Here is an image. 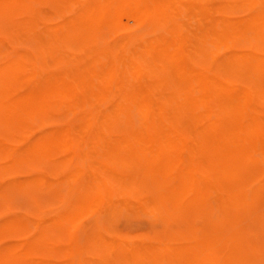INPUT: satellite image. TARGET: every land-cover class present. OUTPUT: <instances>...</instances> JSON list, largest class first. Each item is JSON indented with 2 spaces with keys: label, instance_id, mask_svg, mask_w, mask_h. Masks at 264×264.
Here are the masks:
<instances>
[{
  "label": "bare ground",
  "instance_id": "6f19581e",
  "mask_svg": "<svg viewBox=\"0 0 264 264\" xmlns=\"http://www.w3.org/2000/svg\"><path fill=\"white\" fill-rule=\"evenodd\" d=\"M103 30L127 33L109 39ZM86 140L147 162L160 188L142 198L154 208L261 204L264 0H0V264L70 263L37 241L3 244L27 226L6 198L32 184L17 178L24 164ZM35 181L53 185L43 173ZM117 191L103 182L93 207L109 208ZM118 240L115 256L128 251L146 264H208L212 253L213 264H256L222 252L218 239L210 253Z\"/></svg>",
  "mask_w": 264,
  "mask_h": 264
},
{
  "label": "rangeland",
  "instance_id": "374dc122",
  "mask_svg": "<svg viewBox=\"0 0 264 264\" xmlns=\"http://www.w3.org/2000/svg\"><path fill=\"white\" fill-rule=\"evenodd\" d=\"M52 4L49 1L40 7L48 10ZM131 30L151 35L144 27ZM126 33L103 30L99 36L112 39ZM146 163L113 142L86 140L73 152L49 156L39 165L24 164L17 178L32 184L25 191L15 187L6 199L10 214L22 217L27 226L7 236L3 244L20 239L37 241L49 249L45 252L51 255L57 251L69 264H146V259L132 258L128 251L115 256L111 250L114 240L177 241L195 244L193 249L210 253L218 239L222 252L243 254L251 263L264 264V200L237 212L209 206L154 208L142 198L160 188L147 173ZM40 173L48 176L53 189L37 184L35 178ZM103 182L115 186L119 196L107 209L94 208V191ZM40 214L43 224L32 225L33 218ZM217 254L212 253L206 262L213 264Z\"/></svg>",
  "mask_w": 264,
  "mask_h": 264
}]
</instances>
